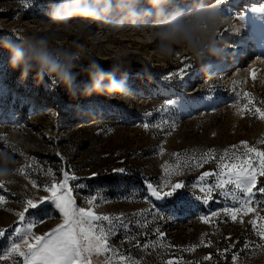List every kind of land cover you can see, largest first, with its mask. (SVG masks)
Masks as SVG:
<instances>
[{"label": "rangeland", "instance_id": "obj_1", "mask_svg": "<svg viewBox=\"0 0 264 264\" xmlns=\"http://www.w3.org/2000/svg\"><path fill=\"white\" fill-rule=\"evenodd\" d=\"M59 1L0 0V28L24 38L28 55L24 62L28 60L40 69L33 57L41 49H46L60 63L65 62L66 54L77 52L79 59L72 62L77 88L88 81L86 70L96 60L105 70L114 68L116 79L125 78L128 92L125 97L113 99L96 94L84 97L78 93L77 98L64 101L67 95L62 86H57L54 69L44 71L49 82L43 84V91L54 92L52 96L34 90L42 83L30 78L29 71L26 78L29 83L17 78L10 84L4 71L0 73V135L4 137L0 139V150L7 152L13 161L9 165L11 173L4 180L5 187L0 190V195L5 197L0 203V228L8 230L7 237H0V254L13 241L19 242L12 235L14 228L9 226L18 221L16 214L24 210L25 201L49 195L44 186L54 178L59 180L62 170L67 168L77 177L70 183L78 207H89L86 200L95 195L100 197L95 209L102 214L124 213L128 219H140L143 224L145 217L131 214L154 206L155 211L166 217L154 219L147 215V227L133 223L130 229H121L110 238L113 247L132 259L143 264H162L174 256L182 257L184 262H201L204 256L212 254V260L202 264H233L235 253L239 256L238 264H264V248L259 246L264 240L248 223L254 218L252 215L244 216L243 222L224 216L214 218L213 223L200 220L201 216H210L211 212L235 203L219 195L207 204L197 198L202 193L193 185L201 172L215 169L214 162L202 168H185L180 175L169 177L172 182L183 180L186 185L172 197L151 198V205L144 199L148 183L164 182L163 166L177 163L173 153H180L179 160L184 161L209 149L215 150L217 156L228 150L231 158L233 151L237 156L243 155L241 141L264 149V144L259 143L264 138V120L252 114L254 108L245 112V105L252 97L255 106L264 108L261 103L264 102V14L251 11L264 4V0H225L222 7L221 0H167L160 14L148 0H135V10L148 13L136 20L116 7L118 0H112V11L100 21L74 12H66L63 19L56 20L50 13ZM208 9L217 14L214 19L209 18ZM173 13L183 16L193 41L207 44L211 36L216 47L225 49V54L241 46L239 38L230 39L227 25H222L239 21L252 33L249 41L254 52L243 54L240 61L227 65L207 53L197 57L184 39L171 44V51H162L156 33ZM142 22L154 25L153 29L139 33L125 30ZM40 39L46 43L39 44ZM154 39L157 40L152 44ZM224 65L226 69L220 70ZM180 69L184 70L183 76L166 78ZM245 92L251 96L245 98ZM167 100L173 101V105L167 111H160ZM148 112L152 115H145ZM145 123L149 124L147 130L143 127ZM157 124L160 127L153 126ZM233 145L237 146L235 150ZM21 167L25 168L24 173L16 171ZM208 180L214 182L213 178ZM32 181L39 187L33 188ZM261 182L264 183V178ZM254 198L264 200L259 193ZM253 206L264 214V205ZM26 218L38 222L33 229L35 234L46 233L62 223L61 213L51 202L29 209ZM157 227L166 234L160 242L164 247L148 250L136 247V240L141 244L157 240ZM202 240L205 244L211 241V246L201 245ZM248 242L252 243L245 248ZM192 245L200 246L185 250ZM225 248L229 251L221 255ZM91 259L92 264H104L106 258L94 254ZM2 264H18V261L9 258Z\"/></svg>", "mask_w": 264, "mask_h": 264}, {"label": "snow or ice", "instance_id": "obj_2", "mask_svg": "<svg viewBox=\"0 0 264 264\" xmlns=\"http://www.w3.org/2000/svg\"><path fill=\"white\" fill-rule=\"evenodd\" d=\"M224 3L225 0H221L220 6L222 7ZM251 11L264 14V4L251 8ZM183 71V69H180L177 73H170L166 78L171 79L173 76H183ZM250 75L255 79L254 73ZM209 87L211 86L209 85ZM243 95L248 98L251 93L245 92ZM173 103L171 100L165 101L160 111H167ZM255 105L254 97L248 99L245 105V112L254 108L252 114L264 120V108ZM145 115L151 116L152 113L148 112ZM153 126L160 127L159 124ZM143 127L147 130L149 124L145 123ZM0 139H4V137L0 135ZM259 143L264 144V138ZM240 144L244 148L243 155L237 156L235 151H233L231 158L228 157V150H225L223 155L217 156L215 155V150L209 149L199 156H191L184 161L179 160L180 153H173L178 158L177 163L174 166H169L167 163L163 166L165 172L163 183H157L156 185L148 183L146 185L147 195L144 197L145 202L151 205V198L164 199L172 197L178 190L186 187L183 180L170 181L169 177L172 175H180L185 168L188 170L202 168L205 164L214 162L216 165L215 169L201 172L197 182L193 185L194 188H198L202 193L197 198L207 204L214 199L215 195H219L235 203L220 211L211 212L210 216H201L200 220L204 223H213L214 218L224 216L234 222H243L244 216L252 215L254 218L250 219L248 223L252 224L257 236L264 240V214L259 212L258 207L253 206L264 205V200L257 201L254 198L255 193L264 196V183L261 182V178H264V149L249 145L247 141H241ZM236 147L233 145L232 149L235 150ZM57 155L60 154L57 153ZM16 171L24 173L25 168L21 167ZM114 171L122 173L126 170L114 169ZM49 173L53 177L55 176L51 169H49ZM92 175L95 176L96 173ZM208 178H213L214 182H209ZM76 179L77 177L65 168L62 170L59 180L54 178L51 184L44 186V190L49 195L40 197L38 200L27 199L25 201L24 210L16 214L18 221L9 226V228H14L12 235L17 237L19 242L13 241L4 250V254H0V264L9 258L17 260L18 264H37V262L38 264H92L91 257L94 254L103 255L106 258L104 264H143V261L132 259L119 248L113 247L110 244V238L121 229H130L133 223L137 226L147 227V215H152L154 219H166V217L155 211L154 206L131 214L133 217H145L143 224H141L140 219H128L124 213L116 215L102 214L95 209L96 202L100 199V197L95 195L86 200L89 207H78L70 183ZM5 184V181H0V190L5 187ZM32 187L37 188L39 186L35 181H32ZM77 187L83 186L77 185ZM4 201L5 197L0 195V203ZM46 202L54 204L55 208L61 213L62 223L46 233L35 234L33 229L38 222L35 220L28 221L26 213L29 209H36ZM7 235L8 230L0 228V237H7ZM155 235L157 240L143 244L136 240V247H142L145 250L158 246L164 247L160 242L164 240L166 234L157 227ZM251 243H246L245 248L250 247ZM201 245L211 246V241L205 244L202 240ZM198 246L200 245H192L185 250H194ZM259 246L264 248V244ZM168 247L171 246L169 245ZM228 251L229 249L225 248L221 255ZM238 259V254L234 253L232 256L233 264H238ZM211 260L212 254L202 258V261ZM202 261L184 262L182 257L173 256L163 261L162 264H202Z\"/></svg>", "mask_w": 264, "mask_h": 264}, {"label": "clouds", "instance_id": "obj_3", "mask_svg": "<svg viewBox=\"0 0 264 264\" xmlns=\"http://www.w3.org/2000/svg\"><path fill=\"white\" fill-rule=\"evenodd\" d=\"M148 2L158 10L160 14V8L167 0H148ZM135 0H118L116 7L126 12L127 16L133 20L139 19L141 15H147L138 13L134 8ZM113 9L112 0H93L90 5L85 0H61V2L51 10V16L60 20L63 19L66 12L83 13L94 21H100L104 16L110 13ZM209 18L214 19L217 15L213 10L208 9ZM198 18L200 14H197ZM216 25H213L215 28ZM175 33V35H173ZM161 39V50L168 52L171 51V44L179 43L181 39L187 40L193 53L197 57H201L204 53L209 54L213 58H221L225 54V49L216 47L215 41L208 37V43L204 44L203 41H193L188 34V29L184 23V18L180 13H173L169 18L159 26V31L156 33ZM43 45L46 43L44 39L38 41ZM0 47L9 52V67L12 70L20 69L21 77L27 76L28 68L24 66L25 53L22 48L15 42L8 40H0ZM33 59L40 67L38 72L39 78L42 80V73L48 67H54L57 70L56 78L58 80L57 86L63 87L66 95L69 99L77 98V94L80 96H91L96 94L97 96H105L108 99L117 97H125L128 92L126 87V79H116L114 68L105 70L99 63V61L93 60L89 63L87 71L88 81L82 83L77 88L74 83L76 80L72 69L75 65L73 61L79 59V53L73 52L66 54L65 62L60 63L49 56L46 49H41ZM13 163L7 152L0 150V181H4L11 173L9 165Z\"/></svg>", "mask_w": 264, "mask_h": 264}, {"label": "trees", "instance_id": "obj_4", "mask_svg": "<svg viewBox=\"0 0 264 264\" xmlns=\"http://www.w3.org/2000/svg\"><path fill=\"white\" fill-rule=\"evenodd\" d=\"M60 2L61 1H59L58 4ZM85 2L90 4L91 2H93V0H85ZM0 40H8V41L17 43L22 48V50L25 53L24 59H28L27 58L28 55L26 54V49L24 48L26 44H24L25 41H24V38H22L21 35L17 34L14 31L0 28ZM3 60L6 61V62H4V64H1V62ZM24 66H26L28 68V71H29V74H30V78H35L36 82H38L40 84L42 83V86L38 84L39 86H35L34 87V90L36 92H38V93H40L42 95H48V96L55 95L54 92L50 94V93H46V92L43 91V84L49 82L48 79H45L46 78V74L44 72L42 73V77L43 78L41 80L39 78V76H38V72H40L39 68H36V67L32 66L31 63L28 60L26 62H24ZM47 69H54V71H57L56 68H54V67H48ZM2 71H4V73L6 74V77H7L6 79H7L8 83H10V84H14V82H15V80L17 78H22V79L27 81V79H26L27 76L26 77H21L19 68H17L16 70H12L9 67V52L5 51L2 47H0V73H3ZM59 89L60 88H58V90ZM59 94L62 95L61 92L58 93V95ZM66 99H69V98H67V96H65L64 97V101H68Z\"/></svg>", "mask_w": 264, "mask_h": 264}, {"label": "bare ground", "instance_id": "obj_5", "mask_svg": "<svg viewBox=\"0 0 264 264\" xmlns=\"http://www.w3.org/2000/svg\"><path fill=\"white\" fill-rule=\"evenodd\" d=\"M226 25H227L226 31H227V34L230 37V39L236 40V38L237 39L239 38L238 41H239L240 46H241L240 48L235 49L232 53H226V54L222 55L221 58H219V60L221 62L226 63L228 65L230 63L235 62L236 60L240 61L242 59L243 54L248 55L250 53H253L254 51L252 48L253 46L251 44V41H249L250 35H252V33L249 32V30L247 28H245L243 26V24H241V22L233 20L231 22L229 21L228 23H225L222 26H226ZM152 27H154V25H152V24L148 25L147 23L142 22L141 25L138 24L137 26L128 27V28H125V30H132V31H135V33H139L141 31H145V29H148V30L153 29ZM157 39L152 40L151 43L153 44ZM247 42L250 43L249 47H245V44ZM246 58H247V56H246ZM224 69H226L225 65L220 68V70H224ZM190 74L193 78V73H190ZM229 77L230 76H228L227 79Z\"/></svg>", "mask_w": 264, "mask_h": 264}]
</instances>
